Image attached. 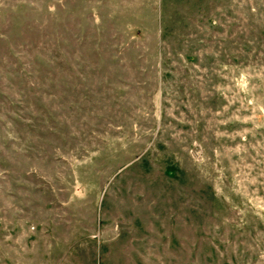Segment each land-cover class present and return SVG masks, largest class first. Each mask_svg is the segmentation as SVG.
<instances>
[{"label":"rangeland","instance_id":"obj_1","mask_svg":"<svg viewBox=\"0 0 264 264\" xmlns=\"http://www.w3.org/2000/svg\"><path fill=\"white\" fill-rule=\"evenodd\" d=\"M0 264H264V0H0Z\"/></svg>","mask_w":264,"mask_h":264}]
</instances>
